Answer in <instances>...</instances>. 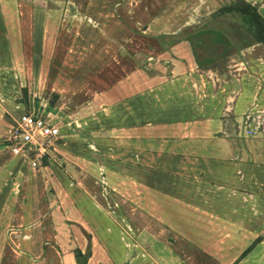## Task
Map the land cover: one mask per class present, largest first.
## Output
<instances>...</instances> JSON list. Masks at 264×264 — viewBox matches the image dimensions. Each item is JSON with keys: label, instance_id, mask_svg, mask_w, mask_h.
I'll return each instance as SVG.
<instances>
[{"label": "crops", "instance_id": "obj_1", "mask_svg": "<svg viewBox=\"0 0 264 264\" xmlns=\"http://www.w3.org/2000/svg\"><path fill=\"white\" fill-rule=\"evenodd\" d=\"M183 1L184 18L147 45L137 12L115 35L85 16L87 0H0V255L7 244L18 264H78L75 250L84 264H252L254 245L236 258L264 244V45L210 23L220 0ZM249 1L264 16V0ZM83 31V56L101 65L85 89L60 83L84 77L64 68L82 61L68 50ZM35 79L50 84L39 103L59 137L31 168L3 138L38 107Z\"/></svg>", "mask_w": 264, "mask_h": 264}, {"label": "rangeland", "instance_id": "obj_2", "mask_svg": "<svg viewBox=\"0 0 264 264\" xmlns=\"http://www.w3.org/2000/svg\"><path fill=\"white\" fill-rule=\"evenodd\" d=\"M56 3L59 5V2L61 4V2L65 3V0H55ZM72 1V0H71ZM114 1V0H113ZM117 2H115L116 4H112L113 2L110 1L108 2V0H87V3H89L88 5L90 7H88V13L85 14L86 17H90V18H94L97 20L96 25H101L102 23H106L108 22L109 24L116 25V31H115V35H119V33L121 34L122 31L117 30L119 25H123L124 26H129L130 24L132 25H136L137 24V19H136V12L139 13L140 20L142 18H144L141 22H139L138 24H142L144 22L145 26L146 24L148 25V29L146 31V42L147 45L149 42H153L154 43V39H155V34L153 31H155L154 27H159L161 29L163 28H167L168 26H171V24H173V21L177 22L180 21L182 19V17L184 18V15L178 14V6H183L182 4L184 3L183 0H160V3L156 6L155 5V1L156 0H115ZM220 4L224 3V2H229L231 0H220ZM125 2H129L131 4V2L133 3V6L131 7V11L130 13H128L126 10L128 8V4L126 5ZM164 2V3H163ZM63 3V4H64ZM85 4V2H84ZM65 5L71 6V7H76L77 5L74 3H71L70 0H66ZM156 7H160L158 9H156ZM99 8L100 12L99 14H94L95 10ZM95 9V10H94ZM142 11H144L142 13ZM214 13V12H213ZM84 21H88L87 19L83 18ZM64 20V19H63ZM237 18H235L234 16L226 13V14H222L221 16H218L216 18V20L210 21L211 24H219V26H222L224 29H226L229 33H233L234 31V26L237 23ZM201 22L204 23V20L200 19ZM85 23V22H83ZM64 24V22H63ZM158 28V29H159ZM97 29L99 30V27H95L94 30V38H96L97 35H101V30L100 32L96 35V33L98 32ZM101 29V27H100ZM121 30V29H120ZM152 31V32H151ZM156 33V32H155ZM74 35V34H73ZM99 35V36H100ZM75 36V35H74ZM236 35H234L235 37ZM81 37H79V35H77L76 40L72 41L70 43V48L68 50V52L72 55L73 60L75 59L74 56H80L82 57V61H80V59L78 58L77 62H72L70 63V61H66L68 63H66L64 65V68H68L65 70H76L78 68H80L79 70H77V74H79L80 76H84L82 78H77L79 80H75V79H70L68 80H60V83H64L66 85V83L68 84V86L70 87H74V88H78V86L85 89L86 87H88L90 84L92 85V73L94 71V69L101 67V65L94 64V62H92V60L90 59L91 57H85L83 56L84 54L88 53V50L91 48L90 47V36L88 35V33L86 32H81ZM102 38V36L100 37V39ZM80 39V40H79ZM236 39V38H235ZM95 40V39H94ZM69 41V40H68ZM75 44L77 45V47H75ZM259 48H262L261 46ZM149 49L152 50V53H154V51H156L154 46H149ZM94 51V50H92ZM118 51L120 53L122 51V48L120 47L118 49ZM88 55V54H87ZM69 59V58H67ZM120 59V58H119ZM118 60V59H117ZM120 62H118V64H116V67H120L121 64H123L122 59L119 60ZM74 64L77 66L76 68L74 67ZM58 64L55 63H51L50 67L53 68V70L51 69V72L55 73V66H57ZM81 65V67H79ZM120 69V68H119ZM118 71V69H117ZM41 74V73H40ZM101 74V72L99 73ZM115 74V72H114ZM102 75V74H101ZM117 75V74H116ZM112 78V77H111ZM100 78L94 79V85L95 86H101L103 85L102 83L104 82H99ZM107 80V78H104ZM27 80H25V88H26V97H27V87L26 85L28 84L26 82ZM24 82V81H23ZM77 82L80 85H77ZM60 86V84H59ZM50 84L48 83V81H46L45 85H41V88L38 87V80L35 79V81L33 83L30 84V91H29V96H31V99H29L30 103L38 106L37 108L41 110V108L45 107V105H41V103H39L43 98H45L46 94L48 93ZM55 90V89H54ZM49 95L47 96L48 99L49 98H53L52 97V92L53 91H49ZM33 93L35 95H33ZM37 94V95H36ZM22 91H21V96H22ZM20 96V97H21ZM35 96V97H34ZM34 97V98H33ZM81 96H77L76 99H80ZM37 100V103H35V101ZM40 104V105H39ZM60 129L61 130H68L67 127L65 125H60ZM68 132V131H66ZM70 134V132H69ZM70 139V138H68ZM104 146H106V144H102ZM115 145H117L115 143ZM119 146H122L120 144H118ZM9 198V197H8ZM7 200V199H6ZM253 225H255L253 223ZM257 227H261V224H257ZM2 243L3 246V241L0 239V245ZM13 246V245H11ZM5 249L2 250V255H0V264H18L21 261V258L18 257V255H13L12 250L6 249V247H9L6 245H4ZM254 250L253 253L249 256V259L251 260L252 264H264V244H261L259 241H256L254 244ZM5 252V253H4ZM15 254V253H14ZM24 260V259H23Z\"/></svg>", "mask_w": 264, "mask_h": 264}, {"label": "built area", "instance_id": "obj_3", "mask_svg": "<svg viewBox=\"0 0 264 264\" xmlns=\"http://www.w3.org/2000/svg\"><path fill=\"white\" fill-rule=\"evenodd\" d=\"M58 137V125L45 118L42 110L31 107L13 117L3 141L12 154L20 156L31 168H36L42 164Z\"/></svg>", "mask_w": 264, "mask_h": 264}, {"label": "trees", "instance_id": "obj_4", "mask_svg": "<svg viewBox=\"0 0 264 264\" xmlns=\"http://www.w3.org/2000/svg\"><path fill=\"white\" fill-rule=\"evenodd\" d=\"M223 13H228L235 18H237V23L234 26L233 35L249 36L254 41L264 45V16L257 10L256 6L249 0H231L229 2L221 3L220 6L212 14L219 15ZM22 94L26 98L25 88L21 87ZM57 96L56 93H52L53 98H49L47 109L50 107ZM45 159V156L43 160ZM260 239V236L254 237L239 253L236 261L248 252L256 241ZM74 257L78 264H84L86 255L81 254L78 250L74 251Z\"/></svg>", "mask_w": 264, "mask_h": 264}]
</instances>
